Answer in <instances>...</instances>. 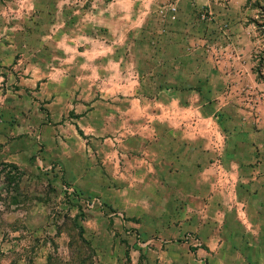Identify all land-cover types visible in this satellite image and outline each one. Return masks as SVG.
Wrapping results in <instances>:
<instances>
[{"label":"crops","instance_id":"1","mask_svg":"<svg viewBox=\"0 0 264 264\" xmlns=\"http://www.w3.org/2000/svg\"><path fill=\"white\" fill-rule=\"evenodd\" d=\"M1 67L9 158L171 240L160 264H264V0H0Z\"/></svg>","mask_w":264,"mask_h":264},{"label":"rangeland","instance_id":"2","mask_svg":"<svg viewBox=\"0 0 264 264\" xmlns=\"http://www.w3.org/2000/svg\"><path fill=\"white\" fill-rule=\"evenodd\" d=\"M2 69L7 73L3 70L0 83V125L1 135H6L18 122L13 111L16 99L10 93L21 87L16 79L9 81L11 68ZM10 139L7 136L3 142ZM6 144L0 145V264H160L158 249L164 250L171 240L154 236L147 241L124 222L119 230L110 218L122 211L101 196L85 195L65 183L57 174L58 165L47 172L38 158L27 166L9 158L12 153ZM65 186L78 193L69 195ZM83 199L101 201L88 210Z\"/></svg>","mask_w":264,"mask_h":264},{"label":"built area","instance_id":"3","mask_svg":"<svg viewBox=\"0 0 264 264\" xmlns=\"http://www.w3.org/2000/svg\"><path fill=\"white\" fill-rule=\"evenodd\" d=\"M206 17V16H205ZM175 19V18H174ZM51 169H53V167H51L50 168V170ZM57 170H59V171H61L60 169H59V167H57ZM65 192L66 193H68L69 195H74V194H76V193H78L72 186H65ZM83 203H84V205H85V207L88 209V210H94L96 207H97V205H98V203H100L99 202V200H84L83 199ZM113 217H117V218H120V219H123L124 220V215L122 214V213H115V214H113L112 215ZM185 242H188V243H193V245L196 247V248H202L203 247V243H202V241L199 239V238H197L196 236H194L193 234H187L186 236H185ZM150 243H152V242H150ZM149 243V244H150ZM160 243H162V244H164V243H166L165 241H160Z\"/></svg>","mask_w":264,"mask_h":264}]
</instances>
